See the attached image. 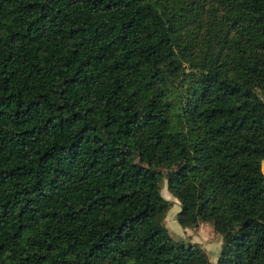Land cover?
<instances>
[{
    "label": "trees",
    "instance_id": "16d2710c",
    "mask_svg": "<svg viewBox=\"0 0 264 264\" xmlns=\"http://www.w3.org/2000/svg\"><path fill=\"white\" fill-rule=\"evenodd\" d=\"M264 0H0V264H264Z\"/></svg>",
    "mask_w": 264,
    "mask_h": 264
},
{
    "label": "rangeland",
    "instance_id": "374dc122",
    "mask_svg": "<svg viewBox=\"0 0 264 264\" xmlns=\"http://www.w3.org/2000/svg\"><path fill=\"white\" fill-rule=\"evenodd\" d=\"M164 177L162 181V195L172 202L171 208L165 215V223L172 233L175 241H182L189 244L197 242L202 245L212 264H217L220 250L223 245L222 235L208 223H200L194 228H183L177 220V215L181 210V205L168 189L166 180L167 169H162Z\"/></svg>",
    "mask_w": 264,
    "mask_h": 264
},
{
    "label": "clouds",
    "instance_id": "9594fccd",
    "mask_svg": "<svg viewBox=\"0 0 264 264\" xmlns=\"http://www.w3.org/2000/svg\"><path fill=\"white\" fill-rule=\"evenodd\" d=\"M261 171L264 172V161H261Z\"/></svg>",
    "mask_w": 264,
    "mask_h": 264
}]
</instances>
